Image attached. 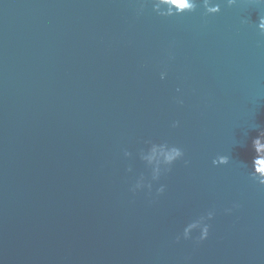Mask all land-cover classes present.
<instances>
[{
	"label": "water",
	"instance_id": "95a60500",
	"mask_svg": "<svg viewBox=\"0 0 264 264\" xmlns=\"http://www.w3.org/2000/svg\"><path fill=\"white\" fill-rule=\"evenodd\" d=\"M158 2L0 0V264H264V5ZM147 140L185 156L133 193Z\"/></svg>",
	"mask_w": 264,
	"mask_h": 264
},
{
	"label": "clouds",
	"instance_id": "9594fccd",
	"mask_svg": "<svg viewBox=\"0 0 264 264\" xmlns=\"http://www.w3.org/2000/svg\"><path fill=\"white\" fill-rule=\"evenodd\" d=\"M258 5H264V0H254ZM238 0H226V5L228 7H233L237 5ZM166 5L167 10L162 11L161 6ZM203 7L206 10L207 15H214L221 12V4L215 3L214 0H203ZM198 8V0H159L158 3L154 4V10L162 16H175L183 15L185 13L195 12ZM247 23V21H244ZM261 33H264V16H260L259 24L257 25ZM167 78V72H160V79L164 80ZM177 92H180V89L177 88ZM177 102L182 104L181 99H177ZM179 121H175L172 124L173 128L179 127ZM264 132L253 141V150L255 156L253 157V172L252 178L260 185H264V162L257 160L258 155H264ZM146 147L139 149V157L142 161L146 162L149 170L150 176L141 174L136 178L135 183L132 184L130 190L133 193L143 191L147 189L148 192L153 190L154 182H159L161 176L172 171V166L179 160H182L185 156V153L181 147L176 145L169 144L166 141L163 142H154L152 140L145 141ZM124 157L131 159L133 153L127 149L123 152ZM230 161L229 156L219 155L216 159L212 161L214 165H227ZM185 165L189 161H184ZM129 173L133 172L131 165L127 168ZM166 191V185L160 184L156 189L157 195H162ZM227 212H231L232 209H226ZM215 210H209L206 215L200 216L198 219L188 223L182 232L183 239H191L192 233L195 230L200 231L199 240H205L209 236L211 224L209 221H212L215 218ZM181 239V236H177V241Z\"/></svg>",
	"mask_w": 264,
	"mask_h": 264
}]
</instances>
